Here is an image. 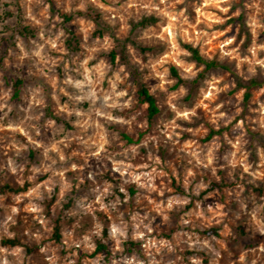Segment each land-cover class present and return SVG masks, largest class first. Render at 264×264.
I'll return each mask as SVG.
<instances>
[{
    "label": "clouds",
    "instance_id": "9594fccd",
    "mask_svg": "<svg viewBox=\"0 0 264 264\" xmlns=\"http://www.w3.org/2000/svg\"><path fill=\"white\" fill-rule=\"evenodd\" d=\"M6 2L12 3L13 0H0V14L4 11L2 4ZM56 3L59 8V0H56ZM68 3L70 6L64 11L69 13L77 10L86 11L89 4L95 5L111 14L104 19L113 25L121 20L126 21L127 17L132 15L129 9L146 8L149 14L155 13L158 17H166L168 23L164 30L172 54L166 52L163 57L155 60V64H162L171 59L178 68L183 69L180 75L184 80L195 79L204 70V66H197L195 60L180 58L192 57L191 52L180 47V40L188 42L191 39L193 46L197 43L208 45L216 40L221 60L225 57L236 59L237 68L247 63L252 66L248 71L253 75L255 65L264 69V58H259V54L264 52V42H258L259 33L264 31L262 7L264 0H198L195 5L186 3V0H109L111 6H106L99 0H78V3L77 0H68ZM74 3L76 7L71 6ZM20 5L25 9V22L39 26V30L35 40L29 38L26 43L24 37L17 34L16 48L7 47L5 68L10 75H20L26 80L19 101H12L14 87L5 86L4 72L0 71V134H2L0 142H7L6 146L0 143V148L4 149L0 157V173L24 176L27 171L28 181H36L38 176L43 174H48V178L40 183H34L26 193L12 195L14 201L12 204L6 205L4 201L8 197L0 195V209L3 210V216L0 217V241L5 238L14 239L17 236L11 229L18 224L17 218L20 214L28 212L34 214L35 219L43 226V231L25 229L24 235L29 241L34 240L41 245L39 253H34L33 256L43 255L44 264H78L81 252L88 255L96 252L97 241L106 245L108 252H101L91 259L86 257L81 264H203V257H185L183 255L185 250L204 252L209 257V264H220L221 251L216 247L219 243L216 235L209 232L207 236H201L195 231L198 220L208 213L220 218L229 215V212L224 211V204L214 202L205 205V201L216 195L219 190L208 192L203 200L200 199L201 193L206 192L211 186V180L206 182L203 179V170H209L217 181L220 179L216 175L219 170L228 169V176L232 177L238 167L242 170L241 179L245 174L256 179L264 178V148L257 147L259 164L255 167L249 159L251 153L246 150L249 143L247 118L237 121L232 126L231 138L228 132L223 134L231 150L222 157L218 155L222 147L219 136L213 137L210 144L204 146L195 140L185 141L184 146L176 153L178 160L186 161L183 165L185 192L183 196L174 194L173 189L164 186L165 178H169L167 170L169 162L154 152L150 145L175 146L180 143L176 137L183 132H194V128L182 127L178 121L191 125L200 120L197 109L209 107L204 101H215L220 93L229 88L228 84L219 87L223 77L213 76L206 80L204 83L209 87L200 89L202 99L194 106H190L181 102L189 93L187 87L181 85L175 92H169L164 87L174 85L177 81L169 78L168 68H163L157 73L161 83L150 86V95L155 94L157 89L166 92L173 116L170 120L156 123L152 132L139 144L126 146V142L120 136V130L126 128L131 132L133 126L146 130L148 121L138 120L141 113L132 111L137 101L129 96L127 87H121L131 73L126 70L125 65L119 64L120 56L117 55L116 58L119 67L111 76L108 75L111 65L105 59H100L97 65L89 67V61L95 59L94 54L99 51L97 45L100 42L97 38L93 46L87 49L91 54L83 61L75 63L74 67L70 66L74 61L63 46L68 38L67 34L63 28L53 31L56 22L63 24V21L59 15L52 19V5L48 0H20ZM177 5L185 7L177 9ZM234 5L242 6H237L232 16L239 18L243 15L244 26L252 33V43L247 50L251 57L244 55L241 58L240 45L244 44V39L240 40L239 45L229 47L236 44L239 25L236 27L237 35H227L232 31L231 25L224 30L207 31V28L213 25L225 24L226 19L231 18L227 14ZM189 6L197 14L195 23L206 25L205 29L196 31L195 36L191 38L189 29L193 28V25L189 21ZM210 9H217L225 15H217ZM77 22L86 25L81 30L87 41L88 33L96 27L95 24L92 20L85 21L79 17L73 20L72 24ZM127 28L130 31L131 25H127ZM2 30L3 24H0V31ZM152 36H155V31L149 26L144 30H138L135 39L140 42ZM220 36L226 38L219 41ZM103 47L111 49L117 45L106 35ZM127 47L129 52L134 54L133 63H139L136 58L138 53L133 45L128 44ZM53 50L63 52L64 56L69 57L63 59L62 78L56 71L61 61L52 55ZM152 55L148 54L149 57ZM153 64L154 61L150 58L147 66ZM20 69H25L27 75H22ZM33 76L37 79L27 82ZM42 77H47L46 83L51 84V91L45 90V82H41ZM147 79L148 77H144L145 81ZM105 83L108 85L107 88L103 86ZM245 91L246 89H241L237 93L238 100H242ZM260 92L264 93V89H260ZM61 94L68 97L63 104L60 103ZM49 98L58 106L59 113L66 114L64 118L72 125L74 131L68 130L62 124L57 125L52 118H46L44 108L47 107ZM148 107L147 103L142 105L143 109ZM235 107L236 112L232 115L220 111L225 108V102H220L212 108L215 113L212 122L217 131L220 127L219 121L223 120L224 126L232 124L236 115L243 111L239 103ZM255 111L259 113V127L264 129V103ZM114 126L119 130L112 131ZM49 132L51 136L48 135ZM19 136H23L27 143L19 139ZM29 148L41 150L39 163H32L31 167L25 155ZM141 148L147 150V156L138 160ZM174 150V147L169 148L170 153ZM221 160L223 163H219ZM69 173L72 175L69 176ZM106 173L110 174L109 179L104 178ZM171 174L178 175L177 170L172 168ZM157 180L162 183L157 184ZM249 183L254 181L250 180ZM167 184H170V179L167 180ZM133 185L137 189L135 198L128 191ZM256 187L261 185L257 184ZM226 191L237 206L234 216L237 219L243 216L255 221L259 225L261 236H264V196L251 192L245 196L242 185ZM117 193L122 194L123 199ZM53 195L57 197L53 205L54 214L57 208L63 209V205L68 203L69 199L73 202V207L64 212V217L66 220L74 219L75 223L62 230L63 238L59 245L54 241L42 243L46 234L53 230L44 206V202L51 201ZM142 200L153 206L159 214L160 224H157V216L152 215V209L142 205ZM133 204L136 207H132ZM189 204H194V207L189 211H183ZM98 212L104 213L107 219H101L96 215ZM173 213H182L177 222L180 228L172 234L171 240L162 238L158 235L159 230L162 226L172 225ZM89 216L91 227L77 234L76 229L81 228L85 217ZM105 230L107 237L104 235ZM131 244H139L140 248L132 249ZM61 250L67 254L61 256L59 254ZM0 264H34V261L33 257L28 256L25 247L21 245L11 247L0 243ZM230 264H264V241H258L256 247L241 251L238 258L231 260Z\"/></svg>",
    "mask_w": 264,
    "mask_h": 264
},
{
    "label": "rangeland",
    "instance_id": "374dc122",
    "mask_svg": "<svg viewBox=\"0 0 264 264\" xmlns=\"http://www.w3.org/2000/svg\"><path fill=\"white\" fill-rule=\"evenodd\" d=\"M100 3L105 4L106 6H111L109 4V0H99ZM48 3L52 5L51 8V17L54 20L57 15L60 16L63 24L56 22L55 28L53 31L57 29L63 28L65 33L67 34V39L64 41V48L67 49L69 56L75 63H79L83 61L88 55L91 53L88 52V47L93 46L94 41L99 38V51L96 52L95 59L90 60L88 66L93 67L98 64L100 59H105L111 65V69L108 72V75L111 76L119 67L117 64V55L120 56L119 64L125 65L126 70L131 73V75L126 78L124 84L121 87H127L129 96L133 97L137 103L134 106L132 111L140 112L141 115L138 116V120L146 119L148 121V128L140 129L136 126H133V130L128 132L127 129L120 130L121 138L126 142L127 145H135L139 144L143 141L149 133L152 132L153 128L155 127L156 123H159L161 120H170L173 116L168 104V95L166 92L162 91L161 89H157L155 94H151L155 98L156 106L158 108L157 114H155L151 119L147 118V111L146 109L142 108V105L145 103L140 102L138 99L136 90L139 83L143 84L148 92L150 93V86H154L160 84V78L157 75L158 72L162 71L163 68H168L170 71V79H175L177 81L176 76L173 74L171 68L176 71V75L181 78L180 73L183 71L182 68H178L175 63L168 59L167 62L162 64H155V60L164 56L167 52L170 55L172 54L171 45L167 42V33L165 32V28L167 27V18L166 17H158L155 13L149 14L146 8L140 9H129V12L132 15L127 17V20H121L115 25L110 24L108 20L104 19V17H110V13L105 12L103 9L98 8L95 5L89 4L87 9H92L94 13L98 14L97 18L88 17L86 15H77L76 12L80 11L77 10L75 12H65L64 9L69 7L68 0H59L60 7L57 8L56 0H48ZM78 3V0H77ZM186 3L190 5H195L198 3V0H186ZM72 7H76L74 3L71 5ZM237 6L242 5H234L231 11L227 14L230 19H226V23L223 25H213L211 28H207V31L212 32L216 30H224L232 26V31L228 32L227 35H237L236 27L237 25L240 26L239 34L237 35L236 44L229 46L235 47L239 45L240 40L244 39V44L240 45L241 49V58L244 55H248L251 57V54L248 53V48L251 46L252 43V33L249 29L244 26L245 17L241 15L239 18L233 17L232 13L236 11ZM2 7L4 9L3 13L0 14V24H3V30L0 31V71L4 72L3 80L5 86H13L14 81H20L18 85V94L16 97L12 96V101H19L21 97V90L26 83V80L22 78L20 75H10L9 71L5 68L4 59L8 56L7 47L12 49L16 48L15 43V36L19 34L21 37H24L25 42L27 43L29 38L31 40L36 39V34L39 30V26L32 25L31 23L25 22V9L21 7L20 0H13L12 3H3ZM185 5H177V9H182ZM264 7V5H262ZM10 9H15L16 11H11ZM86 9V10H87ZM211 11L216 12L217 15L224 16V13H220L217 9H210ZM85 12V11H80ZM70 15L71 19L68 21H64L62 15ZM188 15L189 21L192 23L193 28L189 29V37L195 36L196 31L201 29H205L206 25L201 23L197 25L195 23L197 14L193 11L191 6L188 7ZM83 18L85 21L92 20L95 24V28L90 30L88 33V39L85 41L84 39V32L81 30L86 25H81L79 22L76 24H72L73 20L77 18ZM153 18L154 20L147 25H142L141 20L144 18ZM7 21V23H4ZM127 25H131V30L129 31ZM51 26V25H49ZM151 26L155 31V36H152L150 39H146L140 42H137L135 37L138 34V30H144ZM187 27V26H186ZM23 29H26L25 31ZM5 33H9L10 35L5 36ZM108 35L110 38L115 42L117 47L106 49L103 47L104 44V37ZM225 36H220L219 41L224 40ZM258 42H264V31H261L258 36ZM180 47H182L181 43H188L193 46V42L191 39L188 42L183 40L179 41ZM128 44H132L133 48L138 53L136 57L139 60V63H133L134 54L129 52ZM82 45H84L82 47ZM200 52V54L207 60H214L218 63V66L214 68H210L207 70H203L198 74L195 79L192 80H184L183 82H177L174 85H164L165 88L168 89L169 92H175L179 89L181 85H184L189 89V93L187 96L183 98L181 101L184 104L194 106L196 103H199L202 99L200 94L201 88H207L209 85L205 84L206 80H210L213 76L216 77H223L220 80L219 87H223L225 84L229 85V88L225 91L220 93L215 101H204L205 104H209L208 108L200 107L197 109V113L200 117V120L196 121L194 124L188 125L184 121H178L182 127H192L195 129L194 132H183L180 136L176 137L177 140L180 141L178 145L175 146H165V145H150L154 152L158 153L162 159H165L169 162V178H165V185L170 187L174 190V194L183 196L185 194L183 188V165L186 161H181L176 158V153L180 151V148L184 146L185 141L188 140H195L200 145H208L212 141L213 137L219 136L220 143L222 147L219 149L218 155L222 157L226 152L231 150L230 145L224 140V133L228 132L231 138L232 135V126L239 120L247 118V138L249 139V143L246 146V150L251 153L250 162L254 163V167L259 164V157L257 155V147L264 148V129L259 127L258 117L259 113L255 111L258 109L261 103H264V93L260 92V89H264V69L260 68L259 65H255V74L253 75L251 72L248 71L251 65L245 63L237 68L236 65L238 61L233 58L225 57L221 60V53L218 48V41L214 40L211 44L208 45H201L197 43L195 46ZM184 49V48H183ZM111 52L114 53V58L111 60L110 54ZM149 53L153 55L151 57L148 56ZM203 53V54H202ZM52 55L61 61L59 67L56 71L60 74L61 78L64 75V66H63V59H68L69 57L64 56L63 52H57L55 50L52 51ZM154 61L152 66H147L149 63V59ZM181 59L191 61V57H180ZM259 58H264V52L259 54ZM199 66V64H197ZM143 67V71L141 68ZM15 71V70H14ZM19 72L22 75H27L25 69H20ZM144 77H148L147 81L144 80ZM37 77L33 76L30 78L29 81L35 80ZM249 80L256 81L257 85L251 87L248 90L249 96L247 99L242 97V100L237 99V93L241 89H245L238 85V83L246 84ZM47 77H42L41 82H45V90L51 91L52 86L49 83H46ZM235 85L232 87L231 85ZM105 88L108 87L107 83L103 85ZM68 100V97L63 96L61 94L60 103L63 104ZM220 102H225V108L220 109V111H226L229 115H232L236 112V105L239 103L240 107L243 111L236 115L235 119L233 120L232 124L224 126L223 120L219 121L220 127L217 131L216 126L213 124V119L215 113L212 111V108ZM230 102V103H229ZM87 107V105H85ZM46 118H52L56 121L57 125H64L68 130L74 131L71 124H68L65 120L64 113H59L58 106L55 102H52L49 98L47 107L44 108ZM15 115V113H13ZM203 125L201 128L200 125ZM119 130L117 127H113L112 131ZM179 131V130H177ZM212 133L209 136V133ZM2 135V134H0ZM51 136V133L48 134ZM19 139L23 140L27 143V140L23 136H19ZM6 146V141L0 142ZM174 147L175 150L171 153L169 152V148ZM3 148H0V157H2ZM140 157L138 160L147 156V150L141 148L140 150ZM41 150L40 149H33L29 148V150L25 153L26 159L30 162L29 167H31L32 163H39L38 157L40 156ZM11 154V153H9ZM82 162V161H81ZM219 163H223V161H219ZM175 168L177 170L178 175H172L171 169ZM204 175L203 179L207 182L211 180V186L206 192L201 193L200 199L203 200V197L208 194V192H214L215 190H219L216 195L209 197L207 201H205V205L213 204L214 202H219L225 205L224 211L229 212L227 217H213L212 213H208L207 216L203 217L202 219L198 220V226L195 228V231L200 234L201 236H207L209 234V229H211V233L216 235L219 243L216 244V247L221 251V258L220 264H230L231 260H235L238 258L239 253L241 251L250 249L252 247L257 246L258 241H264V236H261L259 232V225L255 223V221L250 220L247 217H240L237 219L234 216V212L237 209L236 204L234 203L231 195L227 190L236 189L238 186H243V192L245 196H248L251 193H259L260 195L264 196V178L256 179L253 177L244 175L243 179H241L240 172L242 171L239 167L235 170V174L232 177L228 176V169H221L217 172V176L220 177L219 181L216 180L215 177L211 175L209 170H203ZM28 172L26 171L24 176H16L11 173H0V195H6L8 198L4 201L6 205L14 203L12 200V195H19L21 193H26L30 187L33 186L34 183H40L43 180L48 178V174H43L38 176L36 181H28L27 180ZM69 176L72 173L68 174ZM106 179L110 178V174L106 173ZM170 179V184H167V180ZM23 183L21 184V181ZM199 180V177H197ZM250 180H253L254 183H249ZM113 183H118V181H112ZM160 180H157V184H161ZM213 184H218L219 187H212ZM259 184L261 187H256ZM5 186H9L12 188L16 187H25L24 190L19 192H12L5 189ZM86 187V185H85ZM57 192L59 189L56 190ZM130 194L135 198L137 189L135 186H130L128 188ZM11 194V195H9ZM119 194V193H117ZM173 194V193H169ZM75 195V192H73ZM121 195V199H123V195ZM158 195V194H154ZM163 198V197H161ZM56 195H53L51 201H45V214L51 221L52 231L46 234L45 239L42 243L47 244L50 241H54L56 245H59L62 241V230L65 227H71L74 223V219H65L64 212L68 209L73 207V202L69 199L68 203L63 205V209L57 208L56 213H53V205L56 203ZM195 199V198H194ZM24 203H27V198L25 199ZM142 205L147 206L148 208L152 209V215L157 216V224H160L159 214L155 211L152 205L148 204L147 201L142 200ZM24 205L22 204L21 207ZM132 207H136L135 204ZM194 207V204H189L183 211H189ZM231 210V211H230ZM99 215L101 219L106 220L107 217L104 213H96ZM180 215L182 213H173V222L171 226H162L159 230L158 235L165 239H172V234L177 232L180 228L179 221ZM3 216V210L0 209V217ZM18 224L14 226L11 230L17 233V236L14 239L20 241L21 246L26 248V252L28 256L33 257L34 264H44L43 255H36L33 256L34 253H39L40 244L33 241H29L27 236L24 235L25 229H30L35 231L36 229H41L43 231V226L35 219L34 214L28 212H22L20 216L17 218ZM58 223L59 229L58 234L59 237L56 239L54 237V226ZM91 227V218L85 217V221L81 228L76 229V233H82L83 231L87 230ZM223 233V235H222ZM156 233H154L155 235ZM105 237H107V230L104 233ZM98 242V241H97ZM1 243V241H0ZM104 245V244H103ZM8 246V245H5ZM15 247V246H11ZM132 249H139V244H131ZM101 252H108V248L104 245V249H99L97 247L96 252L91 253L88 255L86 253L81 252L78 264L87 257L88 259L94 258L97 254ZM61 256L66 255L67 253L63 250L59 253ZM110 255V253H109ZM183 255L185 257L188 256H200L204 258L203 264H209V257L205 255L204 252H195V251H187L185 250Z\"/></svg>",
    "mask_w": 264,
    "mask_h": 264
},
{
    "label": "trees",
    "instance_id": "16d2710c",
    "mask_svg": "<svg viewBox=\"0 0 264 264\" xmlns=\"http://www.w3.org/2000/svg\"><path fill=\"white\" fill-rule=\"evenodd\" d=\"M76 14L77 15H86L88 17H94V18L98 17V14L94 13L92 9H87L85 12L77 11ZM62 17H63L64 21H68L71 19L70 15L63 14ZM153 20L154 19L151 17L144 18L141 20V24L147 25L148 23H151ZM23 30L25 31L26 29H23ZM181 45L184 49H186L187 51L192 53V57H191L192 60H195V62L197 64L204 66V70L218 66V63L216 61L205 59L200 54V52L198 51V49L196 47H193L192 45H190L188 43H181ZM110 58H111V60H113V58H114L113 52H111ZM171 70H172L173 74L176 76L177 82H183L182 79L176 75V71L173 68H171ZM19 84H20V81H14V83H13V87L15 90L14 95H13L14 97H16L18 94V85ZM238 85L241 87H244L246 89V91L244 93V98L247 99L249 96L248 90L251 87L257 85V83L254 80H249L246 84L238 83ZM136 93H137V96H138V99L140 100V102L147 103L149 105V107L146 109V111H147V118L151 119L158 112V108L156 106L155 98L152 95H150L147 88L141 83L138 84ZM211 134H213L212 131H211V133H209V136ZM212 187H219V185L213 184ZM4 188L7 189L8 191H12V192H19V191L25 189V187L12 188L9 186H5ZM58 229H59V225H58V223H56L54 226V237L56 239L59 237ZM208 231L211 232V229H209ZM1 243L3 245H8V246L21 245L20 241H18L17 239H9V238H5L3 241H1ZM97 245H98L97 247L99 249H104V245L101 244L99 241L97 242Z\"/></svg>",
    "mask_w": 264,
    "mask_h": 264
}]
</instances>
